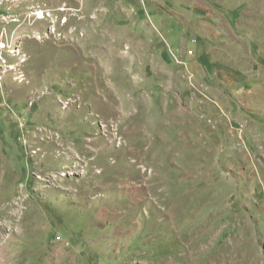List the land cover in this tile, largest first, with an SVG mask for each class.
Here are the masks:
<instances>
[{
	"label": "rangeland",
	"instance_id": "obj_1",
	"mask_svg": "<svg viewBox=\"0 0 264 264\" xmlns=\"http://www.w3.org/2000/svg\"><path fill=\"white\" fill-rule=\"evenodd\" d=\"M0 264H264V0H0Z\"/></svg>",
	"mask_w": 264,
	"mask_h": 264
},
{
	"label": "bare ground",
	"instance_id": "obj_2",
	"mask_svg": "<svg viewBox=\"0 0 264 264\" xmlns=\"http://www.w3.org/2000/svg\"><path fill=\"white\" fill-rule=\"evenodd\" d=\"M39 15L38 19H41L43 16V12H40L39 14H37V16Z\"/></svg>",
	"mask_w": 264,
	"mask_h": 264
},
{
	"label": "built area",
	"instance_id": "obj_3",
	"mask_svg": "<svg viewBox=\"0 0 264 264\" xmlns=\"http://www.w3.org/2000/svg\"><path fill=\"white\" fill-rule=\"evenodd\" d=\"M39 16V15H38Z\"/></svg>",
	"mask_w": 264,
	"mask_h": 264
}]
</instances>
